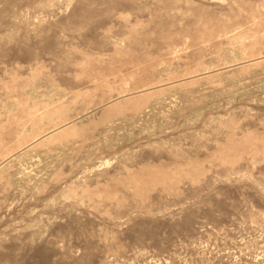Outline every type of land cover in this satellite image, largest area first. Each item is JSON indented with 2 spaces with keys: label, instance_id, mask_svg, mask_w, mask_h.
I'll return each instance as SVG.
<instances>
[{
  "label": "rangeland",
  "instance_id": "1",
  "mask_svg": "<svg viewBox=\"0 0 264 264\" xmlns=\"http://www.w3.org/2000/svg\"><path fill=\"white\" fill-rule=\"evenodd\" d=\"M0 264H264V0H0Z\"/></svg>",
  "mask_w": 264,
  "mask_h": 264
}]
</instances>
